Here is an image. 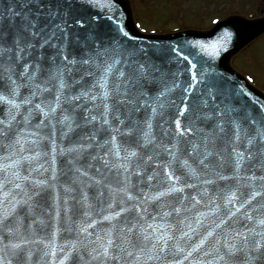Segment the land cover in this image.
<instances>
[{
    "label": "snow or ice",
    "instance_id": "6c2138e0",
    "mask_svg": "<svg viewBox=\"0 0 264 264\" xmlns=\"http://www.w3.org/2000/svg\"><path fill=\"white\" fill-rule=\"evenodd\" d=\"M80 3L109 11L116 7L112 0L103 3L101 0L0 2V152L4 153L0 155V190H4L0 206L6 209L0 217V229L4 232L0 235V264H30L35 255L26 246L38 242L23 235L22 220L57 189L55 141L52 153L36 150L41 139H52L51 134L42 137L39 129H55L57 124L67 129L65 136L74 127L84 129L86 134L77 147L60 152L69 157L65 177L69 173L75 176L64 188L62 202L67 206L69 200L73 201L78 206L75 211L70 207L65 211L80 215L81 219L77 224L68 216V227L64 230L75 231L77 239L69 241L66 247L56 245L54 239L46 242L50 251L43 255H50L52 264H65L73 258V253L76 254L73 264H183L193 253L198 256L191 264H264V205H252L257 196L264 195V175L257 177L253 172L248 177L239 176L245 163L249 171L258 168L264 172V104L249 110L247 103L240 104V99L251 93L211 71V62L227 50L233 33L225 29L211 43L187 41L184 45L170 46L167 53L158 55L125 44L129 34L120 27L119 21H116V35L103 36L98 30L97 16L85 17L74 12ZM171 56L176 57L177 65L184 62L183 72H171L166 63ZM184 72L190 78L180 91L179 104L175 99L161 101V97L180 87L176 80ZM165 76L171 77L172 87L159 91L161 78ZM37 98L39 103L34 102ZM84 100L98 103L89 108L78 103ZM166 109L174 111L166 114ZM94 110L97 115L92 114ZM41 113L49 123L40 120L39 124L32 125V119ZM74 113L83 123L74 119ZM157 116L162 121L156 125L160 139L152 122ZM89 125L96 131H87ZM31 127L37 131L26 133L25 129ZM26 136L36 139L29 140ZM164 138L171 147L163 143ZM97 150V154H92ZM149 151L152 155H148ZM85 152L88 154L84 155ZM42 156L44 162H41ZM145 157L147 161L165 160L159 167L167 170H152L147 180H156L164 190L147 196L140 189L141 196L147 197L141 200L128 195V185L130 176L140 177L133 170L141 167ZM173 163L186 168L191 176H197L199 169L204 175H215L221 181L236 179V190L224 198L223 208L209 199L208 205H214L211 211L216 215L208 225L202 222L209 215L206 212H196L192 222L187 223V216L175 223L168 219L173 213L179 215L181 211L195 209L201 203L196 197L191 198L193 203L189 208L183 207L189 198L182 197L179 206L171 205L172 211H165L168 205L163 203L158 206L153 203V210L149 211V201L159 202L170 194L183 193L184 188L177 186L182 182L181 177L171 170ZM225 167H230L235 176L215 171ZM101 168L115 173L116 184L123 187L113 190L106 184ZM93 171L100 173L101 178L91 175ZM47 172L51 173L50 178L44 177ZM240 179L261 181L262 191H247L255 184H240ZM183 183L184 187H195L186 180ZM203 183L214 181L206 179ZM86 189L95 190L98 212H93ZM105 189L111 201L106 208ZM118 193L127 199H115ZM55 200L59 207V191ZM241 209H244L242 213ZM122 213L128 215L122 217ZM94 215H99L100 220L93 218ZM56 216H60L59 210ZM118 218H121L118 223H113ZM102 221L109 222L110 226L97 227ZM193 223L204 232L198 233ZM217 229L221 231L216 232ZM176 232L179 238L191 239V234L200 236L183 260L176 258L177 253H185ZM57 250L61 254L58 260ZM209 256L212 259H206Z\"/></svg>",
    "mask_w": 264,
    "mask_h": 264
},
{
    "label": "water",
    "instance_id": "95a60500",
    "mask_svg": "<svg viewBox=\"0 0 264 264\" xmlns=\"http://www.w3.org/2000/svg\"><path fill=\"white\" fill-rule=\"evenodd\" d=\"M2 3H6V0H0ZM105 2V0H101V3ZM112 2L116 5L115 9L112 11H109L104 8H98V7H89L86 4L80 3L77 4L74 12L76 14L83 15L85 17L88 16H97L98 18V30L100 33L107 37L109 34L116 35L117 29H116V21H119L120 27L128 32L129 38L124 40L125 44H129L133 47L142 48L145 50H148L149 52H155L158 55H163L168 52L170 46L175 45H184L187 41H203L205 43H211L215 40H217L222 32L227 29L233 33L231 41L227 45V50L222 51L220 57L216 58L214 61H212V69L215 74L218 76L227 77L229 80H231L236 87L243 86L244 89L247 92L251 93V96L244 98L241 97L240 104L244 105L247 103L249 106V110L253 106L259 107L260 104H264V93L257 90L255 87H253L249 81L240 73H238L231 64L232 57L240 51L244 46H246L249 42H251L253 39H255L260 34L264 33V15L258 18H253L252 16L245 17L242 15H232L228 18H226L223 21H220L214 28L208 31H200V30H184L176 33H167V34H147L141 32L135 22L132 12L131 3L129 0H112ZM109 17L112 19L110 20ZM93 27H96V25H93ZM123 39L122 37H119ZM185 54H187V51L185 50ZM176 57L171 56L168 57L166 60V63L168 64V67L171 69V72L175 73L178 70L184 71L185 64L183 61L180 62L179 65L175 64ZM207 59V58H205ZM159 64V61H157ZM199 67V65H198ZM208 65H205V68H207ZM167 71V69H166ZM79 79V77H76ZM190 78V74L187 72H184L183 75L179 76L176 80V83L179 84L180 87L175 88L171 93L166 94L165 97H161V101H167L169 99H175L176 103L179 104V95L182 88L187 86V81ZM50 87V85H42ZM165 87H172V79L171 77L165 76L161 78V84L159 86V91H164ZM78 90V89H77ZM23 91V89L21 90ZM27 95V93H25ZM47 95V94H45ZM19 99V98H18ZM34 102L39 103V98H37ZM78 103H84L89 108H92L95 103L98 102H91L88 100L80 101ZM23 111V109H21ZM166 114L168 111H174V109H166ZM93 115H97V112L94 110L92 112ZM74 119L77 120L79 123H83V121L79 120L78 114H72ZM17 119L19 120L20 117L18 116ZM111 119V117H109ZM40 120H44L45 123H49V121L43 116L41 113L38 117H34L31 121L32 125L39 124ZM153 125H154V131L157 134V139H160V130L156 127L158 123H162L160 121L159 116L153 118ZM183 124V120L181 121ZM51 123H55V121H52ZM99 127V122L96 123V128ZM167 127V126H166ZM96 128L92 127V125L88 126L87 131L89 132H95ZM26 133L35 132L37 129L35 127L26 128ZM40 135L42 137L48 136L51 134L52 139H41L40 140V146L36 149L37 151H40L42 153H52V147H53V140L55 141V144L57 146V152L56 155V163L55 168L57 170V176L58 179L54 182L57 185L56 191H59L60 195V204L59 207H57V201L55 200L56 191L50 192V194L46 195L44 200L41 201L40 207H34L33 211L29 213L27 218L22 220V228L21 231L23 235L32 240H36L38 243L32 244L26 247H30L32 251L35 253V255L31 258L30 264H52L53 258L49 256H44L43 253L50 251L46 247V242L49 240H53L56 245L59 246H67V243L69 241H75L77 239L76 232H66L64 229L68 227V216H71L73 221H76L78 224L81 217L80 215H75L73 212H67L65 211L66 207L73 208V211L78 207L74 204L73 201L69 200V204L65 206L63 204V199L65 197L64 188L68 186V182L72 179H75V176L72 173H69L67 177H65L64 173L67 171L68 165L67 160L69 157L66 155L60 154L61 150L77 147L78 144L81 142V137L86 134L84 129L81 128H75L71 132H68L67 136L64 135L65 132H67V129L64 128L62 124H57L55 129L45 128L41 127L39 129ZM27 139L33 140L36 139V137L26 136ZM104 139H107L108 137H103ZM119 139V138H118ZM102 143V140L100 141ZM163 143L165 145H168V139L164 138ZM171 147V145H168ZM190 150V149H189ZM239 151H243V148H238ZM92 151V150H88ZM98 150L95 152H92V154H97ZM88 153L85 152L84 155H87ZM0 155H4V153L0 152ZM148 155H152V152L149 151ZM166 155V154H165ZM225 155H227L225 153ZM41 162H44V157L42 156ZM234 159V157H233ZM48 160H51V155L48 156ZM135 162V161H134ZM207 162V161H206ZM161 163H166L163 159H153L152 161H147L145 157V162L141 163V167L138 169H134L133 171L140 173V177L136 175L130 176V183L128 185V195L132 197H141V200L146 199V196H141L140 189H143L144 193L147 194V196H153L158 191L164 190L163 188L159 187L158 182L156 180L148 181L147 176L152 174V170L155 169L156 171H166L167 169H161L159 165ZM191 163V161H190ZM48 165L46 164L45 167ZM99 167V165H97ZM174 171V174L181 177V183L178 184V187L184 188L183 193L179 194H170L164 198H162L159 202H152L149 201V211H152V204L157 203V206L159 203H163L165 205H168L164 210L165 211H172L171 205L179 206V200L182 197H188V200L184 201L183 207L189 208L191 207V204L193 201L191 200L192 197H196L197 200L201 201V203L196 205V208L193 209L190 212H184L181 211L179 215L176 213H173L172 217H169V221L172 223H175L178 219H184L185 216L188 217L187 222H192V218L195 216L196 212H206L209 213V215L202 221L205 225H208L212 218L216 215L211 211V209L214 207V205H208L209 199L215 200L216 203H219L222 208L224 206V198L229 196L231 194V191L236 190L237 181L236 179H230L227 181H221L216 177L215 175L208 174L204 175L197 170V176H191L188 175V170L186 168H182L180 165L173 163L172 169ZM215 171L221 172L222 175H226L229 177H234L235 173L230 167H225L224 169H215ZM101 172L104 173L106 177V184L110 185L113 190L123 187V185H117L116 184V174L115 173H107L103 168H101ZM255 172V175L257 177L264 175V172L260 171L258 168L253 169L252 171L248 170V165L245 163L242 167V170L239 173V176L241 178L251 176ZM27 174V173H24ZM91 175L95 176L96 179L101 178L100 173L91 172ZM45 178H50L51 173L47 172L43 174ZM123 179V177H121ZM213 180V184H204V180ZM142 180V182H141ZM187 181L188 184L195 185L194 188H188L184 187L183 181ZM240 184L247 185L249 183H254V188H249L247 191H257L261 192L262 189L260 187L261 181L257 180L255 182H251L247 179H240ZM244 190V189H242ZM89 196V203L93 205V212H98L99 209L96 207V200L94 199L95 196V190L94 189H86ZM239 195V193H238ZM109 193L107 189H105V197L104 200L106 201L104 207H107V202H111L108 200ZM127 199V196H125L123 193H118L115 196V199L119 200L120 198ZM4 200V190H0V201ZM205 205H208V207H205ZM252 205L255 207H259V205H264V195L257 196L256 199L252 202ZM127 206V205H125ZM238 207V204L236 205ZM227 207H233V205H227ZM6 209L3 206H0V217L3 216V213ZM60 211V216H56V211ZM114 210L118 211L119 208H115ZM244 211V209H241V213ZM105 215L108 214L107 211L104 213ZM23 216V214H21ZM127 213H122V217L127 216ZM222 215V213H221ZM238 215H240L238 213ZM95 219L100 220L99 215H94ZM121 218H118L117 221H114L113 223H118V221ZM41 221L43 223H41ZM109 227V222L102 221L101 225H98L97 227ZM75 228V225H73ZM193 227L197 228L198 233H203L204 229L199 228L193 223ZM59 229L58 232L56 230ZM187 231V229H184ZM89 231H92V229H89ZM220 229H217L216 232H220ZM56 232V235L53 237V233ZM4 232L2 229H0V235H3ZM177 237H180L179 232H176ZM200 236L197 234H191V239L188 238H179V244L181 247L185 248V253L180 254L177 253L176 258L183 260V256L186 255L187 251L191 250L190 246H194L196 243H198ZM42 241V242H41ZM6 242V241H5ZM206 247V246H205ZM75 253H73V258L75 257ZM61 254L57 250V257L58 260L60 258ZM198 254L193 253V257L189 258L188 260H183V264H191V260L193 258H197ZM73 258H70L68 261L65 262V264H73ZM200 258L202 257V254H200ZM206 259H212L211 256L207 257ZM15 264V262H14Z\"/></svg>",
    "mask_w": 264,
    "mask_h": 264
},
{
    "label": "rangeland",
    "instance_id": "374dc122",
    "mask_svg": "<svg viewBox=\"0 0 264 264\" xmlns=\"http://www.w3.org/2000/svg\"><path fill=\"white\" fill-rule=\"evenodd\" d=\"M137 21L149 31H171L185 27L208 29L230 14L264 12V0H130ZM234 66L264 90V35L233 59Z\"/></svg>",
    "mask_w": 264,
    "mask_h": 264
}]
</instances>
